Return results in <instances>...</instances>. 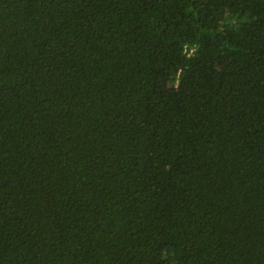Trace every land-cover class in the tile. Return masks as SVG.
Returning a JSON list of instances; mask_svg holds the SVG:
<instances>
[{
	"label": "trees",
	"instance_id": "trees-1",
	"mask_svg": "<svg viewBox=\"0 0 264 264\" xmlns=\"http://www.w3.org/2000/svg\"><path fill=\"white\" fill-rule=\"evenodd\" d=\"M0 264H264V0H0Z\"/></svg>",
	"mask_w": 264,
	"mask_h": 264
}]
</instances>
